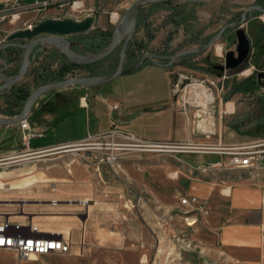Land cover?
<instances>
[{
  "label": "rangeland",
  "instance_id": "374dc122",
  "mask_svg": "<svg viewBox=\"0 0 264 264\" xmlns=\"http://www.w3.org/2000/svg\"><path fill=\"white\" fill-rule=\"evenodd\" d=\"M251 7L264 9V0H209L199 3L163 2L145 5L139 12L135 30V33H140L138 37L141 38L131 44V55L129 58L125 55L123 67L129 69L149 54L156 56V62L166 65L172 56L197 49L213 40L223 27L239 22L242 14ZM9 9L6 8L0 14V47L6 44L8 35L44 20L42 12L30 17L21 13L20 8ZM88 13L83 5L76 12L66 9L57 16L72 19ZM245 16L246 20L241 27L251 45L248 61L234 70L219 72L213 69V66L224 63L227 51L235 50L236 28L225 29L213 46L201 53L179 58L168 67L171 79L176 77V99H191L192 102V84L203 82L213 94L214 117L219 116L217 105L220 103L223 110L227 103V111H231L232 103L241 102L246 106L256 99H264V13L247 11ZM115 24L116 22L105 29L92 26L88 32L69 36L67 39L71 42L72 50L79 54L98 53L110 43L112 35L109 34ZM217 44L222 46L220 53L217 52ZM119 49L120 46H117L99 62L77 65L70 62L53 44L44 45V50H38L32 57L26 74L12 87L0 92V120L17 116L28 96L38 87L71 78H99L113 73L118 64ZM23 54L24 50L0 49V58L8 64L6 74L17 73ZM250 69V74H245ZM166 79L163 70L151 68L149 71L144 67L107 82L105 87L116 89L119 86L126 92L152 81L153 89L157 87L156 96L161 100L167 93ZM249 79L253 82H249ZM189 113L193 115L194 108ZM226 120L230 122L229 117ZM210 121H214L213 125L206 126L205 129L200 126L201 130L207 129L214 133L219 128L216 119ZM199 134V137L204 136L201 132ZM190 143L212 149L217 146L193 141ZM255 144L264 149V142ZM113 148L118 149L114 151L116 158L108 163L106 157ZM2 152L4 151L0 150V181L10 183L11 186H15L14 180L22 179L29 171H37V168L31 170L30 167L39 160H47L68 163L74 161L76 164L88 165L96 175L107 177L112 188L118 189L120 186L123 189L120 195L123 202L121 207L117 203L118 191L111 197L101 196L104 200H114L116 204L111 209L97 206L94 209L93 226L91 225L96 237L106 230L113 245L99 247L94 242L87 248L84 256L77 257L79 261L75 263H71V255L52 253L45 257L44 264H222L208 259L200 243V230L192 229L203 213L193 211L183 214L188 207L179 203L183 197L174 191V184L181 177V172L188 168L185 161L194 162V158L188 156L216 151L198 152L169 146L144 148L135 145L124 135H103L37 155L23 152L10 155ZM203 164L205 163L196 165L194 170L200 172L197 167ZM130 176L139 177L140 182L136 184ZM13 192L14 190L8 189V185L0 183V193L12 195ZM81 213L82 210L80 221L85 218V213ZM186 218H197V221L190 226L185 221ZM122 221L126 222L125 226L131 227L133 233L136 226V238L133 233L127 237ZM123 240L127 241L126 246L121 244Z\"/></svg>",
  "mask_w": 264,
  "mask_h": 264
},
{
  "label": "crops",
  "instance_id": "0c3cea01",
  "mask_svg": "<svg viewBox=\"0 0 264 264\" xmlns=\"http://www.w3.org/2000/svg\"><path fill=\"white\" fill-rule=\"evenodd\" d=\"M10 1L30 17L42 12V19H65L57 15L70 9V0H0V14ZM82 1L89 13L72 19L79 21L92 16L93 28L105 29L114 25L109 15L116 13L119 16L134 0ZM42 2L57 5L41 8ZM139 35L135 33L129 44L140 39ZM144 67L149 71L151 68L163 70L167 78V93L161 100L156 96L157 87L153 89L152 81L126 92L119 86L116 89L105 87L106 83L75 85L45 92L25 118L30 131L40 136L31 138L26 145L19 123L0 127L2 154L46 153L80 143L113 128L142 141L156 143L193 141L217 146H243L264 142V99H256L246 106L241 102L232 103L231 111H227V103L225 110L220 103L217 105L219 116H213L219 128L209 136L203 134L199 137L200 131L192 123L193 115L182 112L175 104V83L169 68L150 62H145L140 68ZM247 72L250 74L251 69L245 74ZM249 82L253 81L249 79ZM114 104H118L117 109H112ZM228 117L230 122L226 120ZM188 157L194 158V162L185 161L188 168L181 172L174 191L181 197L194 196L200 204H205L207 213L200 216L192 229L200 230V243L208 259L222 264H264V169L238 168L200 173L194 170L196 165L226 161L228 156L214 152ZM30 168L38 170L29 171L22 179L14 180L15 186L0 181L8 185L9 190H14L12 195L0 193V220L10 224V232L69 241L71 263L79 261L77 257L84 256L94 242L99 247L113 245L106 230L96 239L92 227L94 209L99 205L113 208L116 202L104 200L101 196L111 197L117 191V203L121 207L123 189L120 186L112 188L107 177L98 176L88 165L74 161L39 160ZM130 177L136 184L140 182L139 177ZM80 210L81 214L85 213L81 221ZM31 224L37 225L36 233L30 230ZM122 224L125 234L130 237L133 233L131 227L125 226L126 222L122 221ZM135 227L133 234L136 238ZM121 242L125 244L127 241ZM46 256L19 261L13 252L0 251V264H44Z\"/></svg>",
  "mask_w": 264,
  "mask_h": 264
},
{
  "label": "water",
  "instance_id": "95a60500",
  "mask_svg": "<svg viewBox=\"0 0 264 264\" xmlns=\"http://www.w3.org/2000/svg\"><path fill=\"white\" fill-rule=\"evenodd\" d=\"M209 0H134L121 14L117 20L113 31L110 43L100 52L83 55L72 50L71 42L67 39L69 36L84 34L88 32L94 23V18L88 16L82 20L76 21L72 19H56L47 18L39 21L30 28L20 29L5 39L6 44L1 48L18 46L24 49L23 58L19 69L16 74L12 76H6L3 74V70L7 66V63L2 60L3 66L0 68V80L3 84L0 86V92L9 89L16 84L27 72L30 64L32 63V57L38 50H44V45L53 44L70 62L77 65H88L99 62L100 60L107 57L117 46L119 49V59L115 71L109 75L102 76L99 78H71L63 81H56L50 84L43 85L36 88L26 99L23 107L19 114L11 119L0 120V127L10 126L19 123L24 120L34 103L42 94L48 91L58 90L74 85L82 86H96L105 84L119 76L130 74L138 70L145 62L153 63L154 65L169 67L175 60L182 58L190 54L201 53L213 46L220 37L225 29L236 28V46L235 50L227 51L224 55V63L222 65L213 66L214 70L224 72L227 70L237 69L240 65L245 64L248 61L250 55V41L246 36L245 30L241 25L246 20V12L258 11L264 13V9L260 7H251L242 14V19L237 23L229 24L223 27L215 36V38L209 41L207 44L193 50L184 51L171 57L170 61L166 65H162L156 62V56L151 54L145 55L139 62L129 69H124L123 63L126 55V49L130 39L135 33L137 26V18L140 10L148 4L163 3V2H187V3H199ZM16 41H26L25 44L18 45ZM39 49H36L38 48ZM176 77H174V83Z\"/></svg>",
  "mask_w": 264,
  "mask_h": 264
},
{
  "label": "built area",
  "instance_id": "2783aa9c",
  "mask_svg": "<svg viewBox=\"0 0 264 264\" xmlns=\"http://www.w3.org/2000/svg\"><path fill=\"white\" fill-rule=\"evenodd\" d=\"M52 5H57V3L50 2H42L40 4L41 8H47ZM63 4H60V7ZM68 7L71 11L76 12L79 9L83 8L82 0H70L68 2ZM7 8L9 10L18 9L19 7L13 2H8ZM6 11V10H5ZM8 11V10H7ZM116 15L117 18L114 19L113 16ZM110 19L115 23L118 20V15L116 13L110 14ZM202 86L203 82L199 83ZM191 100V99H190ZM189 99H176V106L184 113H188L191 108H194L195 113L192 117V123L197 131L201 130L206 126L213 125L214 116V99L209 101L208 103L204 99H193L192 102ZM118 104L112 105V109H117ZM201 126V127H200ZM19 127L23 131V139L25 144L27 145L29 140L33 137L40 136L38 133H34L30 131L29 125L26 119L21 120L19 122ZM203 134L209 136L212 131L211 130H201ZM103 135L108 136H119L124 135L128 140L134 142L135 145L144 147V148H163V147H173L179 149H187V150H196L198 152H211L214 150L216 152L222 153L228 156L226 161H217V162H208L199 167L197 170L201 173H206L209 171L216 170H228V169H238V168H247L252 170H258L260 168L264 169V149H260L259 145L251 144V145H243V146H218L214 149L207 148L206 146H198L193 145L190 142L186 143H156V142H147L137 139L133 135L129 133L122 132L118 129H111L103 134H99L93 137H101ZM91 138V137H90ZM117 148H113L109 154H107L106 162L111 163L116 158ZM42 151H37L31 153L32 155L41 154ZM179 203L183 206L188 207V209L183 214L192 213L193 211L201 212L203 214L207 213V208L205 204H200L196 197H183L180 198ZM190 220V221H188ZM185 221L189 222L188 224L191 226L196 221L197 218L189 219L186 218ZM10 224L6 220H0V251H11L15 254L16 258L19 261H28L32 260L38 256L49 255L52 253L60 254V255H68L70 254V242L63 238H55V237H40L37 235H27L22 232L12 233L9 230ZM30 230L33 233L37 232V225L31 224L29 226Z\"/></svg>",
  "mask_w": 264,
  "mask_h": 264
},
{
  "label": "bare ground",
  "instance_id": "6f19581e",
  "mask_svg": "<svg viewBox=\"0 0 264 264\" xmlns=\"http://www.w3.org/2000/svg\"><path fill=\"white\" fill-rule=\"evenodd\" d=\"M114 19L117 18L116 15L113 16ZM221 46H217V51L220 52ZM246 72V71H245ZM194 92V99H204L207 103L211 101L213 98V94L208 91L205 86H202L199 83L192 84L191 86ZM145 262V259H144Z\"/></svg>",
  "mask_w": 264,
  "mask_h": 264
},
{
  "label": "flooded vegetation",
  "instance_id": "af4514ba",
  "mask_svg": "<svg viewBox=\"0 0 264 264\" xmlns=\"http://www.w3.org/2000/svg\"><path fill=\"white\" fill-rule=\"evenodd\" d=\"M15 43H17L18 45H22V44H25L26 41H16ZM5 49L24 50L23 48L18 47V46L5 47ZM36 49H39V47L36 48ZM0 60L2 61V60H4V59L0 58ZM4 61L6 62V60H4ZM6 63H7V62H6ZM7 65H8V64H7ZM2 66H3V63H2ZM2 66H1L0 68H2ZM6 68H7V66H6L5 69L3 70V74H5L6 76H12L13 74H12V75H8V74L5 73ZM173 80H174V78H173ZM2 84H3V82L1 81L0 86H1Z\"/></svg>",
  "mask_w": 264,
  "mask_h": 264
},
{
  "label": "trees",
  "instance_id": "16d2710c",
  "mask_svg": "<svg viewBox=\"0 0 264 264\" xmlns=\"http://www.w3.org/2000/svg\"><path fill=\"white\" fill-rule=\"evenodd\" d=\"M164 3H167V2H164ZM138 16H139V15H138ZM109 35L111 36L112 33H110ZM107 45H108V44H106L104 47H106ZM130 46H131V44H128V46H127V49H126V58H129L130 55H131V54H129ZM22 99H24V98L22 97Z\"/></svg>",
  "mask_w": 264,
  "mask_h": 264
}]
</instances>
